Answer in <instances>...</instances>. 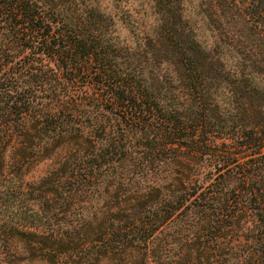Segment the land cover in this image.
Here are the masks:
<instances>
[{"label": "trees", "instance_id": "trees-1", "mask_svg": "<svg viewBox=\"0 0 264 264\" xmlns=\"http://www.w3.org/2000/svg\"><path fill=\"white\" fill-rule=\"evenodd\" d=\"M152 1L0 0L4 264H264V0Z\"/></svg>", "mask_w": 264, "mask_h": 264}, {"label": "rangeland", "instance_id": "rangeland-1", "mask_svg": "<svg viewBox=\"0 0 264 264\" xmlns=\"http://www.w3.org/2000/svg\"><path fill=\"white\" fill-rule=\"evenodd\" d=\"M199 0H185L186 18L195 25L197 36L208 43L221 35L222 30L209 29V24L212 22L207 18L202 17V13L198 10ZM97 2L104 8V10L113 15L116 32L120 37H125L129 40H135V35L132 33V26H136V22L141 23L146 28L149 24L154 23L158 13L152 0H97ZM48 165V161H41L36 166L31 168L30 174L37 176L42 174ZM0 264H4L0 257Z\"/></svg>", "mask_w": 264, "mask_h": 264}]
</instances>
